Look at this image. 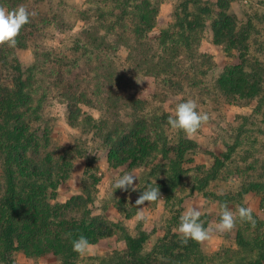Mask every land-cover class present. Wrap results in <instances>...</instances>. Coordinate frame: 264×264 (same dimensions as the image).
<instances>
[{"label": "trees", "instance_id": "16d2710c", "mask_svg": "<svg viewBox=\"0 0 264 264\" xmlns=\"http://www.w3.org/2000/svg\"><path fill=\"white\" fill-rule=\"evenodd\" d=\"M158 1L106 0L108 13L101 12L96 22L81 32L70 48L71 55L38 44L46 31L61 26L57 24V15L49 16L37 9L34 10L37 15L20 30L15 47L0 45V264H15L19 251L34 258L52 253L59 257L60 264H75L77 252L73 251V240L84 235L90 244H95L110 235L116 225L90 216L92 213L84 208L88 200L83 197H72L64 203L51 202L58 185L67 179L75 152L67 147L49 148L53 133L44 115L46 90L39 95L46 78L59 88L57 94L68 103L70 126L81 125L83 129V122L90 123L95 127L93 133L97 134L98 129L104 133L103 144L108 145L107 161L111 168L124 165L148 168V174L154 177L150 183L159 186L165 204L177 200L176 191L184 183L191 155L201 144L168 125L173 106L159 115L148 112L151 101L135 81L145 83L151 79V84L170 89L168 99L180 101L178 96L183 91L186 74L179 56L191 50L194 42L200 43L199 32L211 28L217 44L224 39L229 43L244 42L249 38V27L238 26L236 16L226 13L225 6L217 2L216 10L198 9L185 16L177 13L174 30L162 29L153 43L149 33L156 25L162 0ZM194 1L199 6L201 1ZM26 3L29 5V0H0V5L9 9ZM92 8L91 13L101 10L97 5ZM187 8L185 4L184 9ZM210 12L215 19L210 18ZM95 29L105 33H95ZM109 31L111 36L107 35ZM194 35L196 38L192 40ZM122 44L130 49L128 66L123 67L121 62L115 64L116 51ZM138 45L142 50L136 54ZM27 47L34 48L35 60L30 65H25L17 54L18 48ZM261 70L260 65L251 72L237 70L220 85L228 87L237 80L238 91L245 88L246 96L258 97L264 89ZM84 104L100 106L106 116L103 112L98 118L87 114L82 109ZM170 129L172 134L167 133ZM228 156L215 158L212 166L197 178L195 189L206 188ZM245 184L246 192L264 191V182ZM141 188L142 185L138 189ZM218 197L222 201L228 196ZM77 209H83L81 213H86L85 218L90 217L92 222L86 223L82 217H66L67 212ZM120 211L127 218L136 214L123 208ZM253 217L255 226L246 222L244 228L252 229V235L239 230L236 234L239 248L226 250L223 260L202 253L200 243L193 240L181 244L176 231L168 230L148 247L146 231L134 236L121 228L125 248L115 250L97 264H264V221L254 214Z\"/></svg>", "mask_w": 264, "mask_h": 264}, {"label": "rangeland", "instance_id": "374dc122", "mask_svg": "<svg viewBox=\"0 0 264 264\" xmlns=\"http://www.w3.org/2000/svg\"><path fill=\"white\" fill-rule=\"evenodd\" d=\"M105 1L29 0V5L26 3L25 6L32 11L37 9L49 16L54 14L58 16L56 21L61 26L60 29L50 28L38 44L51 48L52 51L71 55L70 48L74 40L80 37L81 32L90 24H94L101 12L108 13L105 12L107 9ZM151 1L157 3L158 0ZM200 1L198 6L194 0H162L159 4L156 25L149 33V40L155 43L162 29L174 30L177 13L185 16L188 12H197L198 9L216 10L217 2L225 6L226 13L236 16L238 26L249 27V32L247 31L249 38L244 42L229 39L231 43L224 39L222 44H217L211 28L200 31L198 34L201 38L200 43L194 42L191 50H186L179 56L183 72L186 74L182 82L183 91L178 96L180 101L168 99L167 94L170 89L151 84V79L149 82L139 83V88L151 101L147 108L148 112L159 115L168 107L175 108L179 102L194 99L198 110L207 112L210 116L209 121L192 137L200 142L201 148L191 155L192 162L187 165L189 170L184 183L176 191L177 200L166 205L160 192L162 197L158 201L141 206L149 217L146 222H137L135 216L127 218L126 213H122L120 209L123 208L125 212H137L135 200L154 180V177L148 174V168H133L129 165L111 168L107 161L108 145L103 144L104 133L99 129L97 134L93 133L95 127L90 123L83 122V129L81 125L70 126L67 122L68 103L57 94L59 88L56 89L48 78L44 79L43 84L41 83L39 95L43 89L46 90L47 96L43 101L44 115L49 120L48 127L53 133L49 148L67 147L75 152L73 166L68 172L67 179L58 185L55 198H51V202L64 203L72 197H83L84 200H88L84 208L92 213L90 216L100 220H110L116 224L110 235L91 244L92 250L89 253L83 256L77 253L75 264H97L115 250L124 249L125 235L121 228L134 236L146 231L149 234L148 247L152 246L168 230L176 231L180 215L190 206L202 212L200 219L205 227L218 222L221 203H227L234 212L240 206L251 207L252 214L264 221V191L261 193L244 191L246 182H264V89L260 96L248 97L245 88L238 91L237 80L228 87L220 85L229 74L237 70L251 72L259 65L263 69L260 72L264 76V0ZM185 4L187 10L184 9ZM96 5L101 6V10L91 13L94 9L92 7ZM88 8L92 9L85 11ZM210 18L215 19L213 12H210ZM232 20L234 22L235 18ZM101 31L105 33L103 30H94L95 33ZM108 33L107 35L111 36L110 31ZM194 38L195 35L191 39ZM136 50V54L141 53V45H138ZM129 52L128 46L124 44L118 46L115 64L121 62L122 67L128 66ZM17 54L25 65L34 63V48H18ZM249 81H252V78ZM82 109L96 118L103 112L98 105L94 107L84 104ZM103 116L105 117L106 113L103 112ZM167 133L172 134L173 130L170 129ZM224 154L229 156L224 159V166L217 177L211 180L206 188L195 189L197 178L203 176V172L212 166L215 158L223 159ZM125 172L137 174L139 180L135 183L138 188L141 185L143 188L138 189L137 192L121 189L114 191L111 186L114 179ZM221 192L223 195H218ZM224 195L228 197L221 201L218 196ZM83 209L69 211L66 217L70 219L82 217L90 224L92 220L89 219L90 217L85 218L86 213H81ZM245 227L246 222L238 220L236 227L231 231L224 233L214 231L210 239L200 243V251L209 256L213 255L215 260H223L226 250L239 248L236 242V234L239 230L252 235L253 230L248 228L245 230ZM214 253L221 255L216 257ZM16 256L15 264H60L61 262L59 257L52 253L34 258L26 257L22 251H19Z\"/></svg>", "mask_w": 264, "mask_h": 264}, {"label": "clouds", "instance_id": "9594fccd", "mask_svg": "<svg viewBox=\"0 0 264 264\" xmlns=\"http://www.w3.org/2000/svg\"><path fill=\"white\" fill-rule=\"evenodd\" d=\"M35 11H29L28 8L21 4L15 8L9 9L7 6L0 5V45L7 44L9 47H15L17 36L22 27L30 22L31 17L36 16ZM140 83L141 80H137ZM210 119L207 112L199 111L197 102L194 99H186L179 102L174 112L168 116L167 123L173 130H182L189 138L196 135L203 124ZM139 177L134 172H125L116 177L112 183V188L124 191H137L138 187L135 183ZM113 191V193H114ZM223 195V193H218ZM159 186L147 185L135 200L138 210L135 215L137 222H146L149 217L143 210L142 205L153 203L161 198ZM253 209L251 207L240 206L236 211H232L227 203L220 204L219 220L214 225L204 226V222L200 219L202 212L198 208L190 206L179 217V226L176 229L180 236L181 244L186 245L189 240L197 243H203L210 239L211 234L215 232H228L236 227L237 221L248 222L255 226L256 220L253 217ZM69 235H71L69 233ZM73 251L81 256L92 250L88 238L80 235L72 241Z\"/></svg>", "mask_w": 264, "mask_h": 264}, {"label": "crops", "instance_id": "0c3cea01", "mask_svg": "<svg viewBox=\"0 0 264 264\" xmlns=\"http://www.w3.org/2000/svg\"><path fill=\"white\" fill-rule=\"evenodd\" d=\"M109 165V164H108ZM164 200V199H163ZM165 202V201H164ZM135 216V215H134Z\"/></svg>", "mask_w": 264, "mask_h": 264}]
</instances>
